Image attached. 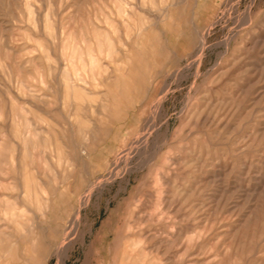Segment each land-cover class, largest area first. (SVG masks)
Segmentation results:
<instances>
[{
  "label": "rangeland",
  "instance_id": "374dc122",
  "mask_svg": "<svg viewBox=\"0 0 264 264\" xmlns=\"http://www.w3.org/2000/svg\"><path fill=\"white\" fill-rule=\"evenodd\" d=\"M0 264H264V0H0Z\"/></svg>",
  "mask_w": 264,
  "mask_h": 264
}]
</instances>
